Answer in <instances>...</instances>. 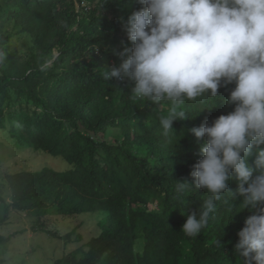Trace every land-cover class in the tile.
Wrapping results in <instances>:
<instances>
[{
  "label": "trees",
  "instance_id": "16d2710c",
  "mask_svg": "<svg viewBox=\"0 0 264 264\" xmlns=\"http://www.w3.org/2000/svg\"><path fill=\"white\" fill-rule=\"evenodd\" d=\"M141 7L136 0H4L0 5V125L8 123L18 145L59 156L71 166L7 174L11 199L0 197V225L10 210L26 211L37 217L38 229L67 245L81 242V234L74 228L58 235L44 218L102 213L100 232L86 249L80 246L52 264H237L233 245L251 213H236L229 222L239 208L217 202L206 228L189 237L180 228L204 192L176 190L177 181H192L189 173L200 156L199 142L191 133L183 137L185 129L231 111L225 100L234 85L221 87L216 106L195 118L191 114L210 102L186 101L188 118L173 122L177 133L169 140L160 126L168 102H134L127 81L102 78V67L118 66L116 53L130 45L118 17ZM18 35L31 40L23 60L4 48ZM229 187L234 190L235 182ZM10 238L0 235V244Z\"/></svg>",
  "mask_w": 264,
  "mask_h": 264
},
{
  "label": "clouds",
  "instance_id": "9594fccd",
  "mask_svg": "<svg viewBox=\"0 0 264 264\" xmlns=\"http://www.w3.org/2000/svg\"><path fill=\"white\" fill-rule=\"evenodd\" d=\"M136 2L142 7L118 17L130 45L116 53L118 66L102 67V78L127 81L134 102H168L160 126L169 140L177 133L173 122L188 118L186 101L210 102L195 118L216 106L221 87L234 85L225 100L231 111L185 129L183 137L191 133L199 142L200 156L192 181H177L176 190L204 194L180 230L198 236L217 202H230L239 211L229 222L236 213H251L233 245L237 264H264V0Z\"/></svg>",
  "mask_w": 264,
  "mask_h": 264
},
{
  "label": "rangeland",
  "instance_id": "374dc122",
  "mask_svg": "<svg viewBox=\"0 0 264 264\" xmlns=\"http://www.w3.org/2000/svg\"><path fill=\"white\" fill-rule=\"evenodd\" d=\"M4 0H0V5ZM8 22L5 28H11ZM31 46V40L26 35L12 37L4 46L6 54L24 59V54ZM57 53V50L54 51ZM50 167L58 171L71 166L59 156L35 150L29 146H20L11 139L8 133V123L0 125V197L6 202L11 199V193L5 181V176L18 171H35L42 167ZM103 214L81 213L71 217L49 216L44 218L46 227L58 235L76 229L82 236V241L64 245L58 238L41 231L37 217L26 211L10 210L9 220L0 225V235L11 236L8 242L0 244V264H52L56 259L81 246L86 249V242L98 235L101 229L100 221Z\"/></svg>",
  "mask_w": 264,
  "mask_h": 264
}]
</instances>
